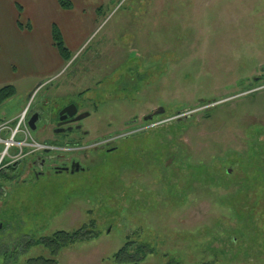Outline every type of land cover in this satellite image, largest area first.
I'll use <instances>...</instances> for the list:
<instances>
[{"label":"rangeland","instance_id":"374dc122","mask_svg":"<svg viewBox=\"0 0 264 264\" xmlns=\"http://www.w3.org/2000/svg\"><path fill=\"white\" fill-rule=\"evenodd\" d=\"M90 20L59 74L4 72L16 95L0 129L28 105L73 102L91 115L83 145L112 139L114 150L80 155L74 176L7 186L0 264L48 257L25 246L90 223L96 237L58 264H115L128 240L153 249L142 264H264V0H102ZM27 47L18 37L11 47L20 64Z\"/></svg>","mask_w":264,"mask_h":264},{"label":"crops","instance_id":"0c3cea01","mask_svg":"<svg viewBox=\"0 0 264 264\" xmlns=\"http://www.w3.org/2000/svg\"><path fill=\"white\" fill-rule=\"evenodd\" d=\"M72 9L64 10L59 7L57 0H0V82L12 85L8 76H2L5 71L21 72V78L31 76L41 68H50L54 73L45 76L48 80L59 74L66 66L53 46L51 27L56 25L60 30L67 49L78 51L80 45L75 41L79 34L78 25L92 21L102 5V0H70ZM88 16L92 18H88ZM23 38L27 48L20 55L25 62L20 64L12 50L14 40ZM11 40V43L8 41ZM13 41V42H12ZM72 54V53H71ZM72 59V58H71ZM14 86V85H13Z\"/></svg>","mask_w":264,"mask_h":264},{"label":"flooded vegetation","instance_id":"af4514ba","mask_svg":"<svg viewBox=\"0 0 264 264\" xmlns=\"http://www.w3.org/2000/svg\"><path fill=\"white\" fill-rule=\"evenodd\" d=\"M71 106L76 108V114L71 116L70 114L74 110L70 108L60 117V113ZM47 107L46 102L42 101L39 105L37 104L28 109L24 122L27 124L34 114H38L36 130L31 132L27 125L22 127L25 134L20 129L14 136L13 145L16 146L17 143H20L23 148H18V152L13 156H11L13 147L8 149L6 155L0 161V199L6 196L7 186L19 184L20 182L25 184L33 178L38 180L44 177L46 173L74 176L84 172L86 168L83 167L79 156L86 157V154L92 148L99 147V150L106 152L114 150L112 148L106 149V147H109L108 145L114 142L112 139L100 140L101 138H99L98 140H92V144L89 146L83 145V139L90 136L89 131L84 129L83 123L91 115L89 112L81 111L76 103H68L58 108L54 113L50 112V108L47 109ZM8 129L13 130L11 127H8ZM8 129L0 130V141L10 135ZM46 134L51 136V139L45 138L41 142L38 140L40 144H37L36 147L33 146L32 141L34 143L37 141L33 139L32 135L42 137ZM25 136L30 139L27 138L26 141H23ZM9 158H13V160L6 162ZM28 161H31V168H26V162ZM15 173L20 176L26 173L28 178L27 180H20L19 177L13 176Z\"/></svg>","mask_w":264,"mask_h":264},{"label":"trees","instance_id":"16d2710c","mask_svg":"<svg viewBox=\"0 0 264 264\" xmlns=\"http://www.w3.org/2000/svg\"><path fill=\"white\" fill-rule=\"evenodd\" d=\"M59 7L64 10L72 9V3L70 0H57ZM51 37L54 48L62 60L67 63L71 60V53L65 46L62 34L56 25L51 27ZM16 88L13 85H5L0 88V106L8 102L15 97ZM204 173V172H203ZM208 173V171H207ZM96 235L93 231V224L84 226L79 230L72 233L65 231H57L51 236L41 238L36 243H28L25 249L31 246H42L48 253V257H37L27 260L25 264H58L57 258L60 253L69 246L89 241L95 238ZM153 249L144 243H137L135 241L128 240L123 247L113 255V261L115 264H142L145 259L153 254ZM168 264H179L177 261L171 259Z\"/></svg>","mask_w":264,"mask_h":264},{"label":"built area","instance_id":"2783aa9c","mask_svg":"<svg viewBox=\"0 0 264 264\" xmlns=\"http://www.w3.org/2000/svg\"><path fill=\"white\" fill-rule=\"evenodd\" d=\"M25 115H26V110L23 112V114H22V116H21V119H20V121H19V123H18V125L13 129V130H9L8 129V127L7 126H3L0 130H4V129H8L9 130V132H10V135L7 137V138H5L3 141H0L1 142V145L2 146H4V149H3V152H2V154H1V158L6 154V152H7V150L9 149V148H11V147H13L14 145V140H15V138H14V136H15V134L20 130L23 134H25V130L24 129H22V127H23V120H24V117H25ZM28 137H24V139H23V141H26V139H27ZM22 143V142H21ZM20 145H22V144H20V143H17L16 144V146H19V147H21ZM33 146H35L36 147V144H33Z\"/></svg>","mask_w":264,"mask_h":264},{"label":"water","instance_id":"95a60500","mask_svg":"<svg viewBox=\"0 0 264 264\" xmlns=\"http://www.w3.org/2000/svg\"><path fill=\"white\" fill-rule=\"evenodd\" d=\"M72 108L74 111L70 114L71 116L76 114V108L74 106L68 107L67 109L63 110L60 113V117L68 110ZM163 108H158L152 111L151 115H149L147 118H145V120H149L151 119L153 116L158 115V114H162L163 113ZM37 123H38V114H34L29 121L27 122V126L29 127L31 132H34L37 128ZM73 173V172H72Z\"/></svg>","mask_w":264,"mask_h":264}]
</instances>
